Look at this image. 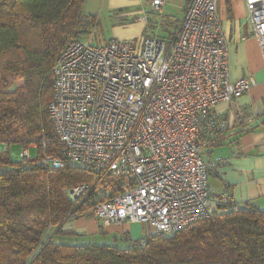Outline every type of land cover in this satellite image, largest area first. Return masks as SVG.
<instances>
[{"label":"built area","instance_id":"built-area-1","mask_svg":"<svg viewBox=\"0 0 264 264\" xmlns=\"http://www.w3.org/2000/svg\"><path fill=\"white\" fill-rule=\"evenodd\" d=\"M264 56V0H244ZM166 0H150L158 12ZM69 40L52 68L47 109L65 159L90 168L67 190L102 226L148 224L171 233L210 217L227 196L213 194L204 147L229 120L216 110L249 91L254 78L231 79L229 39L218 0H189L171 35L146 33L95 42ZM45 143L46 140L42 139ZM20 154L29 159V147Z\"/></svg>","mask_w":264,"mask_h":264},{"label":"trees","instance_id":"trees-1","mask_svg":"<svg viewBox=\"0 0 264 264\" xmlns=\"http://www.w3.org/2000/svg\"><path fill=\"white\" fill-rule=\"evenodd\" d=\"M84 1L0 0V264H264V209L250 201H220L178 231L125 235L121 244L65 229L84 209L67 190L90 168L40 158L62 149L47 109L56 58L98 25ZM11 142H35L37 157L13 160Z\"/></svg>","mask_w":264,"mask_h":264},{"label":"crops","instance_id":"crops-1","mask_svg":"<svg viewBox=\"0 0 264 264\" xmlns=\"http://www.w3.org/2000/svg\"><path fill=\"white\" fill-rule=\"evenodd\" d=\"M188 1L166 0L155 13L150 0H85L82 9L97 17L95 31L101 27L102 32L106 30V37L130 38L146 34L150 21H155L156 26L178 25ZM218 12L229 39L231 79L250 76L255 83L233 101H222L216 106L230 124L203 149L210 164V185L217 197L227 196L236 204L254 202L264 209V56L251 31L244 0H218ZM136 223L121 222L104 227L94 214L87 213L66 223L65 229L88 238L103 233L104 237L126 235L138 239L144 234H132Z\"/></svg>","mask_w":264,"mask_h":264},{"label":"rangeland","instance_id":"rangeland-1","mask_svg":"<svg viewBox=\"0 0 264 264\" xmlns=\"http://www.w3.org/2000/svg\"><path fill=\"white\" fill-rule=\"evenodd\" d=\"M174 22H176V20H174ZM177 26L178 25H176L175 23L156 26L155 21H151L150 27H149L150 30L147 28V32L154 33L155 31H157L154 34H157V35H160L163 37H167L168 35H171L173 33V31L176 29ZM155 28L157 30H155ZM88 35H90L89 32L86 34H83L81 37L86 38ZM107 37L110 38L111 36H107ZM107 37H106V30H105V32H102L101 27H97V31H95V33H94L93 40L95 42L101 43V41H104V38H107ZM117 38H119V37H117ZM130 38H133V37H130ZM121 39H126V38H121ZM3 146H4L3 144H0V147H3ZM23 147L24 146L20 142H11L9 144L8 148L10 150V154H11V157L13 160H20L23 158L22 155L20 154ZM29 150H30L29 158H31V159L36 158L37 157V147L35 145H32L29 147ZM0 167H2V166H0ZM148 231H150V228H149L148 224H146V223H136V224H134V226L132 228V234H134V233L145 234ZM104 235L105 234L101 233V235L99 237L94 238L95 241H97L99 243H104V242L119 243V244L122 243L121 239L117 240L112 235H109V237H104Z\"/></svg>","mask_w":264,"mask_h":264}]
</instances>
